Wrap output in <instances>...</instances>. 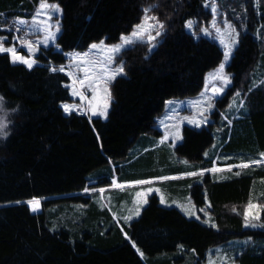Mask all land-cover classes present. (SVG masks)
<instances>
[{"label":"trees","instance_id":"trees-1","mask_svg":"<svg viewBox=\"0 0 264 264\" xmlns=\"http://www.w3.org/2000/svg\"><path fill=\"white\" fill-rule=\"evenodd\" d=\"M36 1L0 0V27ZM53 1L63 8L62 31L55 44L39 48L37 64L28 68L0 52V264H175L186 260L176 256L182 253L204 264L212 247L246 237L253 240L244 263L264 264V228L245 227L251 199L264 201V0H218L242 27L224 99L240 88L245 108L213 150L214 123L185 126L177 147L197 163L189 172L213 168L219 145L232 156L220 164L249 165L196 173L205 181L195 186V199L198 207L209 201L210 224L162 205L157 194L138 217L118 220L113 211L126 208L116 200L121 194L114 195L111 210L98 195L128 184L120 178L117 186L114 174L100 169L125 158L141 135L159 133L156 117L167 99L198 93L207 71L221 62L220 45L187 27L192 18H212L207 1ZM147 7L164 21V38L152 52L147 41L122 51L127 74L112 83L108 117L67 113L62 104L72 101L70 77L53 66L67 64L69 51L94 41H118L142 21ZM32 200L40 201L36 211Z\"/></svg>","mask_w":264,"mask_h":264},{"label":"rangeland","instance_id":"rangeland-1","mask_svg":"<svg viewBox=\"0 0 264 264\" xmlns=\"http://www.w3.org/2000/svg\"><path fill=\"white\" fill-rule=\"evenodd\" d=\"M206 1L211 10L216 9L215 12L212 11V18L208 22L201 23H198L197 18H192L189 20L192 22V27H188L189 21L187 27L196 36H205L217 42L223 49V58L217 66L207 71L203 87L198 93L167 99L163 112L156 117L155 127L158 128L159 133L152 132L141 135L125 158L118 163L111 161L109 166L112 167L108 166L100 169L101 172L113 173L116 180L120 178L128 180L126 182L128 184L123 186L116 184L122 186H115L119 190L104 192V189H100L102 192L98 194L99 200L109 209H112L114 195L116 193L121 194L120 199L116 198V200L128 209H113L118 220L138 217L142 209L148 204L149 198L153 194H157L162 205L175 206L187 217L210 224L213 220L208 210L210 207L209 201L206 200L205 206L198 207L195 199V186L205 181V178L195 176L196 173H214L241 167L243 164L248 165V163L220 164L229 160L232 156L220 152L222 146L219 145L213 168L199 172H189L197 169V163L178 152V145L183 143L185 139V126L201 128L209 123H214L216 141L210 148L213 150L225 130L229 129L231 133L233 120L239 118L241 109L245 108L244 95L240 88H237L228 99H224L225 94L233 84V73L229 70V64L239 44L242 27L238 26L232 18V12L225 11L220 7L218 0ZM43 2L58 6L59 12H55L50 8L42 10L40 5ZM62 15L63 8L58 1L37 0L33 7L30 6L23 13H18L9 18V22L6 24L8 26L0 27V38H3V46L6 48L14 47L17 55L35 61L33 65L37 64L36 55L39 48L56 43L62 31ZM7 17H11V15L5 16V18ZM20 21L25 23L22 24ZM161 24L163 27H160ZM213 24H215V27H213ZM138 26H143V30L141 31ZM204 29L207 32L203 31ZM134 31L141 32L139 38L132 37ZM165 31L164 21L156 12L147 7L142 21L136 24L130 32L121 36V38L130 37L135 42L122 47L119 53H113L110 49L114 45L121 44V38L115 42H108L103 38L92 42L86 48L69 51L66 54L69 58L67 64L53 66L55 69H63L62 71L70 77L68 86L70 87L72 101L64 102L62 106L65 104L73 105L74 109L71 112L85 114L91 119L98 116L106 119L113 100L112 83L119 76L127 74L125 58H120L122 51L136 42L147 41L150 42L152 52L163 40ZM52 34H54V39ZM46 38L48 39L47 44L44 43ZM25 42H30L32 47L25 46ZM92 45L98 47L93 48ZM225 53H229L227 59H225ZM221 65L224 66L222 70ZM120 66L123 67V72L117 73L116 70ZM113 76L114 78H112ZM82 80L83 84L81 83ZM73 92H78L80 95H73ZM220 98L221 101H219ZM94 111L97 115H93ZM99 113H106V116ZM210 149L205 152V157L209 158ZM260 162L257 161L254 164ZM181 171L188 172L183 175H172L174 172ZM115 179L114 181H116ZM141 181H147V183H140ZM250 204L253 207L250 209L248 205L245 227L264 228V222H258L259 218L260 221L263 218L264 201L260 202L258 198L253 197ZM120 214H123V216L120 217ZM251 240L253 239L250 237L233 238L212 247L204 264H245L247 244ZM135 247L141 257L147 260V256L142 249L137 245ZM178 256H184L186 260L179 259ZM177 257L179 261H175V264H197L193 255L191 258L182 253Z\"/></svg>","mask_w":264,"mask_h":264},{"label":"snow or ice","instance_id":"snow-or-ice-1","mask_svg":"<svg viewBox=\"0 0 264 264\" xmlns=\"http://www.w3.org/2000/svg\"><path fill=\"white\" fill-rule=\"evenodd\" d=\"M40 7H41L42 10H43V9H49V8H50V9H52V10L55 11V12H59V8H58V6H56V5H50V4L46 3V2L41 3ZM212 11L215 12L216 9L213 8ZM37 15H39V13H37ZM49 18H50V17H49ZM153 19H155V18L153 17ZM20 23L23 24V23H25V22H24V21H20ZM160 27H163V25L161 24ZM188 27H189V28L192 27V22H191V21L188 22ZM213 27H215V24H213ZM138 28H139L141 31L143 30V26H138ZM203 31L207 32L206 29H204ZM140 34H141L140 31H134V32L132 33V37H137V38H139V37H140ZM52 38H53V39L55 38V37H54V34H52ZM121 39H122V43H121V44H118V45H114V46H112L111 49H110L111 52H113V53H119V52L121 51L122 47H124V46H126V45H130V44H132V43L135 42V41H134L132 38H130V37H122ZM2 40H3V38H0V52H7V53H10V54L12 55L13 63H16V62L23 63V64H26L28 68H31V67L33 66V63H35V61H31V60H29V59H27V58H25V57H22V56L17 55V53H16V49H15L14 47H13V48H6V47H4V46H3V43H2ZM47 42H48V39L46 38V39L44 40V43L47 44ZM25 46H27V47H29V48L32 47V45H31L30 42H25ZM92 47H93V48H97L98 46H97V45H92ZM228 55H229V53H225V59L228 58ZM223 67H224V66L221 65V70L223 69ZM60 70L62 71L63 69H60ZM53 71H56V69H53ZM116 72H117V73H122V72H123V67L120 66V67L116 70ZM112 78H114V76H113ZM81 83L83 84V80L81 81ZM73 95H80V93H78V92H73ZM63 107H64V110H65L66 112H71V111L74 109V106H73V105H68V104L63 105ZM99 114H100V115H105V116H106V113H99ZM93 115H97V113L94 111V112H93ZM248 166H249V165H247V164H243V165H241V167H248ZM237 174H239V173H237ZM140 183H147V181H141ZM28 203H29L30 205H32V210H33V211H36V210L38 209V206H39L40 201H39V200H32V201H29ZM252 207H253V205H252V204H249V208L251 209ZM201 211H203V209H201ZM253 226H255V225H253Z\"/></svg>","mask_w":264,"mask_h":264},{"label":"water","instance_id":"water-1","mask_svg":"<svg viewBox=\"0 0 264 264\" xmlns=\"http://www.w3.org/2000/svg\"><path fill=\"white\" fill-rule=\"evenodd\" d=\"M93 183H96V180H93V181L90 182V184H93Z\"/></svg>","mask_w":264,"mask_h":264},{"label":"crops","instance_id":"crops-1","mask_svg":"<svg viewBox=\"0 0 264 264\" xmlns=\"http://www.w3.org/2000/svg\"><path fill=\"white\" fill-rule=\"evenodd\" d=\"M115 182H117L119 184V181L116 180Z\"/></svg>","mask_w":264,"mask_h":264},{"label":"bare ground","instance_id":"bare-ground-1","mask_svg":"<svg viewBox=\"0 0 264 264\" xmlns=\"http://www.w3.org/2000/svg\"><path fill=\"white\" fill-rule=\"evenodd\" d=\"M177 255H178V254H177ZM177 255H176V256H177Z\"/></svg>","mask_w":264,"mask_h":264}]
</instances>
